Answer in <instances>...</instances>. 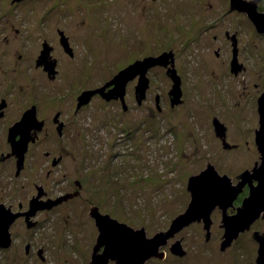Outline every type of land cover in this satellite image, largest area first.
<instances>
[{
    "label": "rangeland",
    "instance_id": "rangeland-1",
    "mask_svg": "<svg viewBox=\"0 0 264 264\" xmlns=\"http://www.w3.org/2000/svg\"><path fill=\"white\" fill-rule=\"evenodd\" d=\"M3 1L0 13L12 15L10 21L20 30L38 31L42 22L58 25L81 43L79 63L64 64L62 96L69 108L64 116L68 124L62 140L64 161L53 168L43 155L33 160L42 174L50 172L51 185L67 188L70 179L78 177L84 189L81 197L65 204L62 213L49 215L48 223L26 231V240L19 235L15 248L0 256V264H89L95 239V229L87 221L89 203L133 227L144 224L152 235L181 209L178 193L184 190L187 176L204 168L208 159L220 171L250 160L245 141H250L248 129L255 126L252 92L224 77L217 60L208 59L201 49L198 34L208 18L223 16L221 0H208L213 5L209 11H202L206 0H59L21 9ZM21 16L26 18L21 21ZM170 50L181 82L180 106L169 105L172 85L165 72L150 70L143 114L132 124L124 126L119 107L101 100L73 113V84L80 91L109 79L136 59L159 57ZM155 95L161 112L156 110ZM214 117L227 126L239 150H223L213 133ZM24 241L31 242L32 256L24 255ZM38 248H43V260L36 254Z\"/></svg>",
    "mask_w": 264,
    "mask_h": 264
},
{
    "label": "flooded vegetation",
    "instance_id": "flooded-vegetation-1",
    "mask_svg": "<svg viewBox=\"0 0 264 264\" xmlns=\"http://www.w3.org/2000/svg\"><path fill=\"white\" fill-rule=\"evenodd\" d=\"M54 1L59 0H8V5L15 9L27 6L35 8ZM207 1L202 11L213 10V5ZM2 2L0 0V6ZM220 3L223 16L215 14L208 18L198 34L202 37L201 49L206 50L208 59L217 60L215 63L224 77H230L231 82H235L240 89L252 92L250 98L255 126L248 129L250 141H245L251 158L243 161L245 164H234L233 170L226 171H220L208 159L204 168L187 176L184 190L178 193L183 199L181 209L168 223H162L157 232L167 230L171 221L185 211L192 195L197 194L201 198L198 214L167 239L166 244L158 249V255L149 257L143 264H264V169L260 168L261 154L256 138L264 99V17H259L264 14V0H221ZM155 14L159 15L157 12ZM6 15L0 13V216L7 222L9 238L6 247L0 242V256L3 257L15 248L18 237L23 236L26 240V231L48 223L50 219L47 216L62 213L65 204L81 197L84 189L78 177L70 179L67 188L51 185L48 180L50 172L42 174L41 168L34 167L38 161L33 160L43 155L46 163L53 168L61 166L64 161L66 154L62 140L68 125L64 116L65 110H69L62 96L64 64L79 63L81 43L66 35L58 25L48 27L42 22L38 31H22L10 21L13 16ZM22 17L18 19L23 21L26 18ZM44 19L40 18L41 21ZM169 53L166 66L154 65L146 70L147 87L140 101L136 98L139 73L126 81L121 96L107 98L114 86L109 82L119 71L132 64L123 66L109 79L80 91L76 87L78 84H73L77 79L70 81L73 84L71 87H74L71 90L74 94L73 113L77 114L94 100H101L105 105L119 107L125 119L121 122L124 126L132 124L134 119L139 120L152 81L147 71H164L172 85L168 68L173 67L177 71V67L173 50ZM144 58L155 57L143 56L136 61L141 62ZM159 101V96L155 95L156 110L161 112ZM182 101L180 97L178 104L171 105L169 99V105L173 109L180 106ZM224 126L225 144L216 135L213 126L216 140L224 151L239 150L240 144L229 137L228 128ZM208 164L226 178L216 183H204L205 189L202 191L188 190V178L203 171ZM62 177L65 181L64 172ZM92 206L105 214L95 204L89 203L87 206V221L95 229L89 264L98 235L94 219L89 215ZM133 228H144L148 237L157 233L149 235L144 224ZM2 242L6 244V241ZM23 244L24 255L32 256L34 249L31 242L24 241ZM36 254L41 260L44 259L43 248L36 249Z\"/></svg>",
    "mask_w": 264,
    "mask_h": 264
},
{
    "label": "water",
    "instance_id": "water-1",
    "mask_svg": "<svg viewBox=\"0 0 264 264\" xmlns=\"http://www.w3.org/2000/svg\"><path fill=\"white\" fill-rule=\"evenodd\" d=\"M259 17H264V14ZM168 55L170 54L165 53L159 57L146 58L144 61L137 62L119 71L109 82V84L114 86L108 93L107 98L116 95L121 96V91L126 81L139 73L140 82L137 86L138 95L136 98L140 101L147 87L146 70L154 65L166 66ZM168 74L173 80L168 96L171 105H175L180 102V82L173 67L168 68ZM90 93L92 94V92ZM157 101L158 99L156 98ZM262 105L263 110H261L262 112L259 115V129L256 138L258 151L261 154L260 168L264 169V99L262 100ZM212 123L216 135L222 138L223 144H225L224 124L216 118H213ZM224 176L218 174L214 167L208 164L203 171L188 178L187 188L192 192L202 191L205 189L204 183L209 181L216 183L225 179L226 176ZM200 199L199 194L192 195L185 211L171 221L170 227L165 231L155 233L151 237L146 236L144 228L134 229L126 223L112 218L109 214L99 213L97 207L92 206L89 215L94 219L98 235L92 249L90 264H107L109 261H113L114 264H143L149 257L158 255V249L166 244L167 239L198 214ZM7 230V222H4L3 216H0V242L4 247L8 246L9 243ZM2 241H6V244H3L5 242ZM99 249H101L100 252H98Z\"/></svg>",
    "mask_w": 264,
    "mask_h": 264
}]
</instances>
